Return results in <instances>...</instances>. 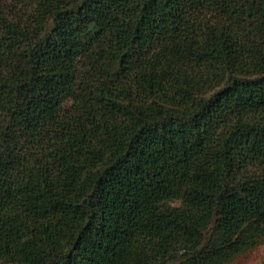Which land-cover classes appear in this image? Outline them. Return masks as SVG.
Wrapping results in <instances>:
<instances>
[{"label": "trees", "instance_id": "1", "mask_svg": "<svg viewBox=\"0 0 264 264\" xmlns=\"http://www.w3.org/2000/svg\"><path fill=\"white\" fill-rule=\"evenodd\" d=\"M263 238L264 0H0V264Z\"/></svg>", "mask_w": 264, "mask_h": 264}, {"label": "rangeland", "instance_id": "2", "mask_svg": "<svg viewBox=\"0 0 264 264\" xmlns=\"http://www.w3.org/2000/svg\"><path fill=\"white\" fill-rule=\"evenodd\" d=\"M178 203L173 204V206ZM264 263V238L259 246L240 256L235 257L227 264H263Z\"/></svg>", "mask_w": 264, "mask_h": 264}]
</instances>
